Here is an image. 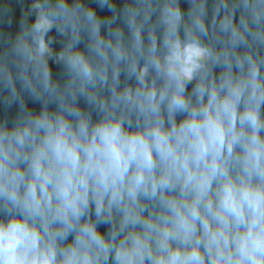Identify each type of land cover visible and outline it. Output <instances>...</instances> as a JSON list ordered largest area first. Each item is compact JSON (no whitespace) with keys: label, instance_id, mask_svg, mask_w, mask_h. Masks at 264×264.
<instances>
[{"label":"clouds","instance_id":"clouds-1","mask_svg":"<svg viewBox=\"0 0 264 264\" xmlns=\"http://www.w3.org/2000/svg\"><path fill=\"white\" fill-rule=\"evenodd\" d=\"M0 264H264V0H0Z\"/></svg>","mask_w":264,"mask_h":264}]
</instances>
